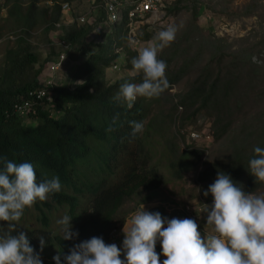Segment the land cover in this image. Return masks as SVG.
<instances>
[{
    "label": "trees",
    "instance_id": "trees-1",
    "mask_svg": "<svg viewBox=\"0 0 264 264\" xmlns=\"http://www.w3.org/2000/svg\"><path fill=\"white\" fill-rule=\"evenodd\" d=\"M66 1L71 3L73 0H54V5L46 4V0H30L24 12L16 7L8 10L21 32L14 46L6 51L0 66V156L16 163L30 162L38 181L56 175L62 185L59 193L33 205L39 212L42 227L36 229L20 220L12 233H25L30 246L40 253L42 264H54L52 257L58 254L64 264V256L74 244L92 237H102L107 243L128 200L138 196L139 191L146 193L141 197L145 203L154 198V192L164 184L165 175L154 163L152 149L146 141L160 126L166 130L165 121H172L180 108L181 127L186 123H197L200 117L206 116L205 113H213L212 143L227 137L226 152L223 158L217 156L204 163L201 162L204 148L182 152L171 160L170 175L182 180L194 172L199 195L208 204L212 197H205L203 192L213 183L218 171L228 174L246 192L254 194L264 186V183L255 182L247 170L253 149L264 147V106L235 126V118L247 102L260 103L264 97V87L259 86L264 71L253 60L252 49L243 43L248 42V38L239 39L241 43L235 48L226 39L205 33L198 24L203 0H177L174 7L165 6L168 16L186 9L191 12V17L178 43L172 42L159 53V58L167 65L165 74L169 86L159 97L152 98V102L170 104L171 112L164 115L165 121L156 119L145 124L152 102L138 98L132 109H127L113 100L123 83H140L141 74L115 82H109L106 77L107 69L121 62L126 69L132 70L130 62L138 54L128 42L126 12L117 23L107 25L108 34L90 40L97 23L107 20L104 10L98 9L96 24L81 23L76 14L73 22L65 24L61 3ZM40 2L45 5L40 6ZM1 8L0 2V11ZM263 8L259 0H251L237 15H258L261 17L259 24L263 26ZM38 25L43 26L50 49L46 58L29 39ZM53 31L59 32L55 41L50 37ZM138 36L148 41L152 33L144 32ZM195 44L198 49L191 54ZM259 45L264 47V31ZM62 52L69 62L76 63L73 83L57 82L58 72L49 76V65ZM182 55V65L177 70H169ZM193 70L198 71L197 77L182 91L172 94L171 89ZM45 78L51 79L52 83L44 84ZM42 90L45 95L40 97ZM26 102L30 103V111L17 112L16 105ZM114 117H117L115 130L106 133ZM130 121L144 124L143 132L134 139L130 137ZM169 144L165 141L164 146L171 150L175 145ZM53 204L73 217L70 223L73 231L78 232L74 240H63L48 230ZM30 209H25L24 215ZM6 223L0 222L5 226ZM41 237L45 241L42 251ZM156 251L160 252L159 243Z\"/></svg>",
    "mask_w": 264,
    "mask_h": 264
},
{
    "label": "clouds",
    "instance_id": "clouds-1",
    "mask_svg": "<svg viewBox=\"0 0 264 264\" xmlns=\"http://www.w3.org/2000/svg\"><path fill=\"white\" fill-rule=\"evenodd\" d=\"M176 32L174 25H168L138 52L130 63L132 71L141 74V82L123 83L114 101L132 109L138 98H157L168 88L167 65L159 53L175 40ZM116 123L114 117L106 133L114 131ZM129 124L133 139L144 130L142 121ZM247 170L255 182L264 183V147L253 149ZM61 188L58 176L38 181L32 163H16L0 156V222H7L6 226L0 224V264H42L40 253L30 246L25 233H12L25 209L46 201ZM203 195L212 197L211 205L203 211L210 234L198 231L197 222L191 218L169 219L145 210L143 205L131 215L127 226L124 224L121 241L116 226L107 243L102 237H92L74 244L64 256V264H264V195L242 190L220 171ZM72 219L65 214L56 221L61 233H54L63 240L78 236L72 229ZM39 244L42 251V237ZM52 259L54 264H61L59 254Z\"/></svg>",
    "mask_w": 264,
    "mask_h": 264
},
{
    "label": "rangeland",
    "instance_id": "rangeland-1",
    "mask_svg": "<svg viewBox=\"0 0 264 264\" xmlns=\"http://www.w3.org/2000/svg\"><path fill=\"white\" fill-rule=\"evenodd\" d=\"M30 0H0L3 4V8L0 11V66L5 58V53L9 48H12L15 44V40L21 32V27H19L17 21L14 18H10L8 10L11 8H19L22 12L23 9L28 7ZM177 0H162L160 4V12L158 16L149 18L148 21L143 19L136 24L133 31L128 32V42L132 50L139 52L143 47H145L148 42H150L154 35L161 29L167 27L168 25H174L177 28L175 40L173 43H178L181 37V33L188 28L191 12L183 9L176 15L168 16L166 15V7H174V3ZM251 0H203L204 4L200 10L198 16V24L205 29V33H213L216 37L224 38L228 43H233L235 48L240 45L239 39L248 38V42L245 43V47L252 49L253 60L262 66L264 71V47L259 45L262 38V33L264 31V25L260 26L259 20L260 16H239L237 15L245 5H247ZM7 2V3H6ZM264 7V0H259ZM40 6L45 5L44 2L39 3ZM47 4V3H46ZM70 9L63 12V22L68 24L75 20V15L77 18L83 17L85 22L92 24L97 23V17L99 15L98 7L94 0H73L70 3ZM264 11V8L261 10ZM260 11V12H261ZM162 17V19H159ZM82 23V22H81ZM107 25V24H106ZM104 23H97V28L94 30L89 39L101 38L109 33L110 29H107ZM144 32L152 33V38L148 41H144L138 38L139 34ZM59 32L53 31L50 37L55 41ZM135 33V34H134ZM43 26L38 25L30 34V41L36 45L37 50L42 54L44 58L49 55V47L44 37ZM134 37L137 38L136 42H133ZM186 44V43H185ZM183 44V45H185ZM254 48H256L254 50ZM198 49V45L195 44L192 47L191 54H193ZM190 55V52L188 53ZM184 56L177 57L169 70H177L182 65V60ZM209 59V57H208ZM207 59H204L206 62ZM75 64L66 61L64 67L56 74V81H63L65 83H73L72 75L75 70ZM106 77L109 82H115L116 80L130 77L131 75H137L132 70H128L123 66V62L117 65V68H110L106 71ZM264 74V72H263ZM198 71L193 70L187 73L179 84L171 89V93L175 94L182 91L186 85H188L191 80L197 77ZM260 87H264V78L260 80ZM244 88V87H243ZM152 102V99H148ZM260 103L247 104L243 107V111L239 114L238 118H235V126L240 125L246 118L253 115L257 108L264 106V97L259 101ZM170 110V104H159L152 102L148 110V116L145 120V124L150 120H158L159 122L165 121L164 115H166ZM182 110L181 108L174 113L175 118L172 121H165V126H160L158 132L149 135L146 143H149L150 149L154 156V163H156L160 171L165 175L164 184L154 192V198L145 203L142 201L141 197L145 196V192L139 191L138 196L133 197L128 200L122 207L120 213L117 227L120 233V241L123 236L122 229L127 226V221L130 219L131 215L134 214L138 209L142 208L144 205L145 210L150 212H159L162 217H167L169 219L176 218L184 212H192L197 217V224L199 223V228L203 231L201 233L210 234L208 227L205 225V214L203 213L205 207L208 204L201 199L199 195L198 184L194 182L196 174L194 172L185 175L184 179L174 178L173 175L168 173L171 160L174 157L180 155V153L185 151H195L202 149L203 144L199 141L193 140L189 137L192 131L198 130L203 133H212V121L214 120L213 113H205L204 117H200L197 123H186L184 127H181L182 123L178 117L180 116ZM28 121V119H26ZM156 124V123H155ZM159 124V123H158ZM162 131V134L160 132ZM234 132L233 130L231 131ZM165 141H168L171 145H175L171 150L166 148ZM227 145V137H223L219 141H214V143L209 145L207 149L204 150L202 156V163L208 160H212L219 156L223 158V154L226 152L225 148ZM174 151L175 153H173ZM199 152V151H198ZM176 154V155H175ZM254 194L264 195V186L259 189ZM66 214V210L53 204V210L51 211V223L48 230H52L56 233H61L60 226L57 225L56 221ZM21 222L25 225H31V227L39 229L42 227L39 222V212L31 207V209L23 215ZM55 248V247H54ZM54 252V249H53ZM163 260L164 258H160Z\"/></svg>",
    "mask_w": 264,
    "mask_h": 264
},
{
    "label": "built area",
    "instance_id": "built-area-1",
    "mask_svg": "<svg viewBox=\"0 0 264 264\" xmlns=\"http://www.w3.org/2000/svg\"><path fill=\"white\" fill-rule=\"evenodd\" d=\"M62 1V0H60ZM96 3V6L98 9L101 7L105 14L107 15V20H105V25L109 24H115L117 23L121 15L126 12L127 18H128V27L129 31H133V29L136 27V24L139 21H142L145 19L146 21L149 20V18H153L154 16H158L160 12V4L162 0H94ZM46 3L49 5H54V0H46ZM62 12H65V10L70 9V2H62ZM159 19H162L160 17ZM80 22H85V19L83 17H80L78 19ZM71 23V22H70ZM69 24V23H68ZM106 25V26H107ZM135 34V33H134ZM137 40L136 37H134L133 42L135 43ZM67 61V56L64 52L60 53L58 57L54 61L51 62L49 65V76L55 74L56 72H59L65 65ZM114 69L117 68V65H114ZM54 79V78H53ZM44 84H51L52 80L45 78L43 80ZM45 95V91H40V97ZM30 107V103L26 102L23 105H16V111L24 114L28 113ZM190 137L193 138L196 142L199 141L203 144L204 149H207V147L212 144V138L210 133H203L200 131H192L190 134ZM178 219H184V218H191L197 222V217L194 213L182 212L181 215L177 217ZM198 231L201 229L199 228V223L197 224Z\"/></svg>",
    "mask_w": 264,
    "mask_h": 264
}]
</instances>
